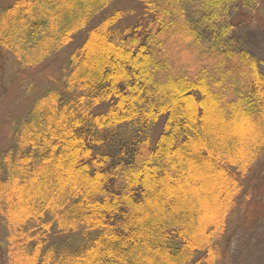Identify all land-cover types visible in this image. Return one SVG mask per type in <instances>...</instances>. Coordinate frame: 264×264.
<instances>
[{
	"label": "trees",
	"instance_id": "1",
	"mask_svg": "<svg viewBox=\"0 0 264 264\" xmlns=\"http://www.w3.org/2000/svg\"><path fill=\"white\" fill-rule=\"evenodd\" d=\"M116 1L0 10L21 67L66 56L0 152V264L228 263L264 156V75L232 14L259 0H137L122 26Z\"/></svg>",
	"mask_w": 264,
	"mask_h": 264
},
{
	"label": "rangeland",
	"instance_id": "2",
	"mask_svg": "<svg viewBox=\"0 0 264 264\" xmlns=\"http://www.w3.org/2000/svg\"><path fill=\"white\" fill-rule=\"evenodd\" d=\"M10 2L11 0H0V10ZM191 5L188 4L187 7L190 9L192 7L191 10L194 11L195 5ZM118 8L126 12L125 17L119 21L120 26L134 22L140 15L144 16L142 5L137 0H117L107 12ZM232 22L235 23L233 27L237 28L234 27V32L232 29L231 37L235 42L237 39L239 47L231 45V50L246 49L257 59L260 71L264 75V0H259L257 11L252 15L242 9L235 10ZM195 27L203 30L206 37L210 32L199 24ZM225 48V44L221 45L220 51ZM1 52L0 152L10 141L13 124L25 114L32 100L44 90L57 87L66 60V56L58 55L42 66L24 68L13 56ZM156 130H159V127ZM247 182L254 188L255 198L244 201L232 216L227 237L229 255L227 264H264V156L252 169ZM0 237L2 238L1 229Z\"/></svg>",
	"mask_w": 264,
	"mask_h": 264
}]
</instances>
